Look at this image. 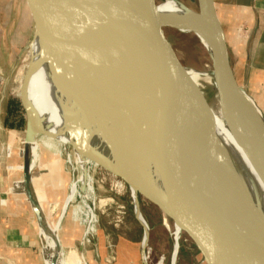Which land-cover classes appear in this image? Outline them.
Instances as JSON below:
<instances>
[{
  "label": "water",
  "instance_id": "95a60500",
  "mask_svg": "<svg viewBox=\"0 0 264 264\" xmlns=\"http://www.w3.org/2000/svg\"><path fill=\"white\" fill-rule=\"evenodd\" d=\"M78 1L85 18L83 23L69 20V0H25L33 20V39L37 34L44 43L47 42L40 57L41 62L52 59L60 74H75L76 81L81 82L88 92V104L114 125L125 150L123 127L134 132L139 124L141 128L145 124H149L147 126L152 129L158 127L166 194H157L144 184L145 181L140 182L143 177L139 176L140 181L136 182L138 191H134L136 198H132L134 213L137 207L139 209L138 197L149 202L178 227L201 264H217L202 233L193 222L191 209L196 199L195 192L206 187L212 188L222 203L225 216L218 256L225 258L228 248H231L237 264H264V224L255 215L240 182L233 174H229L230 170L225 165L222 146L206 114V101L210 97L203 91L201 83L197 87L188 77L185 68L189 67L177 55L165 34L166 30L190 33L211 47L212 55L206 53L210 60L213 91L222 116L232 137L264 184V112L258 109L235 78L215 0H189L195 9L182 4L198 19L197 26L190 25L181 16L161 15L156 4L164 0H109L114 7V15H106L97 7H90L89 0ZM78 26H104L114 31L139 33L144 45L159 62L182 108L162 104L129 84L116 86L115 79H119L116 72L94 59V49L76 32ZM31 64L28 63L19 88L20 102L26 115L22 184L36 220L42 224L47 218L42 214L31 189L30 144L38 135L46 134L39 130L26 98ZM113 104L129 108L130 112L126 116L123 112L119 115L116 113L118 107H113ZM150 141L153 145V138ZM114 153L126 171L123 175L94 157H89V160L122 181L129 190H134L127 172L136 176L140 171L126 157L125 151L114 149ZM179 164L190 165L191 169L187 170ZM57 245L56 254L60 252L59 242Z\"/></svg>",
  "mask_w": 264,
  "mask_h": 264
},
{
  "label": "bare ground",
  "instance_id": "6f19581e",
  "mask_svg": "<svg viewBox=\"0 0 264 264\" xmlns=\"http://www.w3.org/2000/svg\"><path fill=\"white\" fill-rule=\"evenodd\" d=\"M89 3L90 7L95 6L106 15L115 14L114 7L109 0H89ZM156 6L161 15L171 17L181 16L192 26H197L198 24V19L176 0H164L156 4ZM68 15L69 20H79L81 23L85 21L82 8L80 7V1L69 0ZM76 32L94 49V59H97L100 64L116 72L115 74L118 76V80L121 81V83H119V81L115 79L116 86L122 83L126 85L129 84L162 104L182 108V103L164 77L159 62L144 45L139 33L130 30L114 31L104 26H78ZM133 38L137 39L141 45L137 47V45L133 43ZM33 42L37 56L36 61H32L33 53L31 51V45ZM199 42L206 52L212 55V49L206 41L199 39ZM41 44L46 48L47 42L44 43L36 34L29 45V62L32 63L30 72L34 68H37V71L39 68V72L36 82L29 87L30 99L28 100L29 96L27 95L26 98L31 105L34 117L38 111H43V109L45 111L48 109L50 110L49 113L54 114L56 119L55 126H57L61 134V138H59L61 139V145L73 147L74 158L80 168L81 173L76 180L77 184L80 182L82 189L84 188L86 180L85 168L89 162V157L91 156L94 145V151L97 155H104L102 153H105L115 165L118 163V159H116V153L114 157L111 155V148L118 149L119 152L125 151L126 157L137 166V169L140 171L138 175L129 176L131 177L130 183L134 188V190H130V196L132 198H136L134 191H136L135 184L139 176L149 179L154 192L161 196H165L166 188L159 150L158 127L156 126L152 129V127L147 126L149 124H145V127L141 128L139 124L135 132L130 128L123 127L122 131L125 135L127 147L125 150L117 137V131L113 127L114 125L103 117L99 111L88 104V92L82 87L81 82L79 83L76 81L75 74H60L57 69H53L52 59H47L44 63L40 61V57L42 56ZM50 46H48V48ZM185 72L197 87L202 81H204V84L213 85L212 78L205 72L191 70L189 68H185ZM43 97H47L48 103L43 102ZM89 98L90 97H88V99ZM56 101L60 102V108L56 106ZM113 107H118L116 108V113L119 115L123 112L122 114L126 116V114L130 112L129 108L126 107L121 108V106L119 107L115 104H113ZM205 109L211 128L222 146L225 165H227L230 170L229 174H233L240 182L255 215L261 223L264 224V184H262L253 165L244 155L228 130L216 94L206 101ZM126 111L128 112L125 113ZM35 119L38 122L37 118ZM39 130L44 133L42 129ZM29 135H31L30 131ZM150 138H153V145ZM30 147V157L32 160L31 168H33L37 163L39 154L37 140L34 142L32 141ZM179 165L185 167L187 170L191 169L190 165ZM121 173L122 175L126 173L124 168H122ZM76 181L70 186L71 189L66 202L71 201L77 193L75 189ZM87 185H89L90 188V184L88 183ZM82 192L85 194V189H83ZM194 196L196 199H194L191 205L193 222L202 233L217 264H237L231 248H228L225 258L221 259L218 256L225 216L222 203L215 191L212 188L206 187L195 192ZM81 207L86 210L85 212L88 215V220H91L93 217L92 209L84 203V201ZM40 209L44 215L41 206ZM135 216L144 227L141 243H145L148 227L138 207L135 210ZM47 221L38 224L40 235H42L45 240L43 247L45 264H80V257L72 252L67 254L61 252L57 258L56 247L58 246L57 242H59L57 236L58 225L57 223L51 224ZM166 222L167 220L165 223ZM172 229L174 245L171 264H174L181 232L178 227L173 224Z\"/></svg>",
  "mask_w": 264,
  "mask_h": 264
},
{
  "label": "rangeland",
  "instance_id": "374dc122",
  "mask_svg": "<svg viewBox=\"0 0 264 264\" xmlns=\"http://www.w3.org/2000/svg\"><path fill=\"white\" fill-rule=\"evenodd\" d=\"M156 1L161 2V0ZM176 1L195 9V5L189 0ZM33 30V20L25 0H0V124H3L7 129H16L22 138L25 137L26 115L19 98V86L30 61L29 45L33 39ZM165 34L187 67L205 72L212 78L209 57L196 36L172 30H166ZM133 43L137 47L141 45L135 38H133ZM41 50L42 54L44 50L42 44ZM31 51L33 53L32 61H36L34 42L31 45ZM230 58H232L231 55ZM53 69H56L54 64ZM38 72L39 68L38 71L37 68H34L29 74L26 88L28 100L30 99L29 87L36 82ZM201 84L205 94L208 97H213V85L204 84V81ZM13 99L18 101L15 110H12V105L8 107ZM42 100L44 103H48L47 97H43ZM55 104L60 108L59 101H56ZM49 112L50 110L43 109V111H38L35 116L39 122H37L39 129H42L46 134H40L36 138L39 152L37 161L46 163L51 159L58 161L59 169H56L52 174L57 179L61 177V181H63L64 187L61 186L62 191L59 193L56 191L55 185L46 186L45 193L53 197L42 200L48 222L58 225L57 236L60 252L57 256L61 252L64 254L72 252L80 257V264H171L174 245L171 222L155 206L138 197L139 210L149 232L145 243H141L144 227L136 219L134 202L130 196L131 191L122 181L90 160L85 168L86 180L83 189L86 192L84 194L81 183L77 184L76 181L81 172L74 158L73 148L69 145H61V139H59L61 134L55 126L56 119L54 114ZM21 149L23 148L21 147ZM110 153L113 157L115 156L114 148H111ZM102 154L104 155H97L93 145L90 157L102 161L118 170L122 175L121 164L118 162L115 165L109 156L105 153ZM127 173L131 175L130 172ZM74 181H76L77 193L64 209L62 197L66 196L67 199L70 186ZM139 181L138 179L136 182ZM140 182L153 190L151 182L146 177H143ZM135 188L137 192V183ZM83 201L92 209L91 220H88L86 210L81 207ZM40 242L42 251H44L45 240L42 235ZM80 247L84 254L83 262L81 255L78 254ZM142 248L144 249L143 253L141 252ZM177 250L174 264H201L193 248L183 236L179 238Z\"/></svg>",
  "mask_w": 264,
  "mask_h": 264
},
{
  "label": "crops",
  "instance_id": "0c3cea01",
  "mask_svg": "<svg viewBox=\"0 0 264 264\" xmlns=\"http://www.w3.org/2000/svg\"><path fill=\"white\" fill-rule=\"evenodd\" d=\"M215 3L235 78L264 112V0ZM23 139L16 129L0 124V264H45L38 222L23 190ZM51 160L37 161L31 171V187L44 215L42 200L53 197L45 193V187L55 185L59 193L63 186L61 177L52 174L59 169L58 161ZM62 198L65 208L68 202L66 196ZM78 254L83 262L81 247Z\"/></svg>",
  "mask_w": 264,
  "mask_h": 264
},
{
  "label": "trees",
  "instance_id": "16d2710c",
  "mask_svg": "<svg viewBox=\"0 0 264 264\" xmlns=\"http://www.w3.org/2000/svg\"><path fill=\"white\" fill-rule=\"evenodd\" d=\"M9 104L10 105H8V107L12 105L13 106L12 110H15L17 107L18 101L13 99L12 102H10Z\"/></svg>",
  "mask_w": 264,
  "mask_h": 264
},
{
  "label": "flooded vegetation",
  "instance_id": "af4514ba",
  "mask_svg": "<svg viewBox=\"0 0 264 264\" xmlns=\"http://www.w3.org/2000/svg\"><path fill=\"white\" fill-rule=\"evenodd\" d=\"M143 260V259H142Z\"/></svg>",
  "mask_w": 264,
  "mask_h": 264
}]
</instances>
